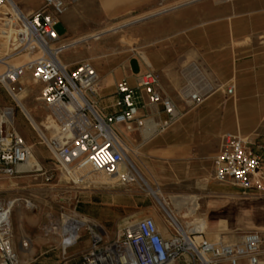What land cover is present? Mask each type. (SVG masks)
Masks as SVG:
<instances>
[{
	"label": "rangeland",
	"instance_id": "374dc122",
	"mask_svg": "<svg viewBox=\"0 0 264 264\" xmlns=\"http://www.w3.org/2000/svg\"><path fill=\"white\" fill-rule=\"evenodd\" d=\"M13 1L26 13L38 8L42 2V0ZM120 5L117 1H103L94 4L90 10L79 12L72 3L63 15V18L66 16L69 18V23H63L60 18L55 30L61 37L59 44L66 45L76 40L80 42L75 46H69L60 58L69 63L89 60L99 72L100 81L106 83L107 78L125 73L131 57L141 58V51L144 53L146 49L142 45L141 34L144 37L148 34L149 39L151 38L148 47L152 50L155 62L163 64L164 61H169L175 78H180L183 82L178 89H172V79H163V85L169 89L171 99L172 96L175 97L172 100L182 112L181 118L187 112L199 110L208 101V97L210 98L208 94L200 107H189L181 97V89L188 84L185 78L186 69L192 63H196L202 75L197 76L195 82L203 87L215 84L211 94H214L217 105L211 109L214 110V114L207 115L204 122L207 123L208 130L214 127L213 123L219 121L222 111L227 127L223 134L227 132L238 134L241 110L237 109L239 102L237 92L238 96L241 94L251 96L257 87L260 90L264 89V0H159L148 8L140 7L134 11H126L117 17H103L105 13L120 11L122 9ZM176 5L180 6L160 16L118 28L126 20ZM7 8L11 16L13 12L9 6ZM114 28L118 29L113 31ZM10 45L13 46L14 41H11ZM4 54L6 56L3 59L12 64L24 62L27 58V53L17 55L4 52ZM132 66L137 69L135 62ZM0 68L2 72L1 65ZM121 80L122 78L118 82ZM22 83L25 93L22 98L25 99V103L36 107L35 117L39 122H48V111L41 100L40 83L37 85L28 78L27 90L25 83L23 81ZM7 106L13 107L15 113V123L8 127H15L37 158V151L47 156L43 160L37 159L41 166L39 171L0 178V183L3 182V186L0 187V200L18 199L11 215L13 245L17 249L21 239L30 240L29 252L23 257L25 264H81L84 255L81 251L90 247L91 230L83 232L78 242L69 246L65 253L60 231L65 215L75 216L77 219L88 218L105 232L106 240L115 239L124 226L144 217L154 218L158 227L166 225L168 233L172 234L173 228L170 224L174 210L172 196L199 199L197 212L189 215V209L185 206L180 210L179 220L190 226L195 225L200 219H206L213 228L212 236L208 237L205 233V237L210 240H216L215 234H218L219 238L237 242L246 232L257 230L254 228L257 214L253 213L254 201L251 196L246 195L240 187L219 183L213 178L215 156L206 154L188 161L186 157L178 158L171 152L165 155L155 153L154 149L158 144L189 141L190 135L193 138L197 134L194 126L190 132L172 131V127L166 130L157 128L149 138L144 137L143 128L132 132L130 139L126 138L125 130L119 128L122 140L132 151L129 157L135 163L137 171L144 175L153 190L160 191L168 201V206L163 207L154 194H150L145 187L139 185L126 184L109 188L95 186L87 180L75 184L72 179L76 180L77 177L72 178L60 172L39 131L22 107L8 96L0 84V107ZM251 106V99H248V103H244L246 113L242 116L248 120L251 118ZM103 111L106 113L112 110ZM153 121L157 125L161 123V120ZM189 122L194 124L195 120L190 119ZM45 133L47 136L52 135V132L46 129ZM241 137L248 138L243 135ZM47 174H52L53 179L48 180ZM198 182L200 184L211 182L231 188L235 195L206 193V196H202L203 189L197 186ZM79 197L94 201L86 204L94 216H87L75 210ZM25 200L29 201V206ZM206 200L211 202V210L204 204ZM220 200L224 201L225 206L220 207ZM19 209L24 212L21 223L16 216ZM223 229L226 230L222 231ZM257 231L262 233L260 230Z\"/></svg>",
	"mask_w": 264,
	"mask_h": 264
},
{
	"label": "built area",
	"instance_id": "2783aa9c",
	"mask_svg": "<svg viewBox=\"0 0 264 264\" xmlns=\"http://www.w3.org/2000/svg\"><path fill=\"white\" fill-rule=\"evenodd\" d=\"M7 1L0 0V9ZM76 1L42 0L38 8L28 13L17 7L12 15L17 32L14 54L39 51L41 55L18 66L6 63L0 84L20 106L18 98L24 90L25 73L29 72L40 83L41 100L57 123L51 136L41 137L60 172L71 177L76 170L86 167L91 172L111 176L127 163L119 126L130 132L145 126L146 117L140 116L142 93L150 104L162 106L165 118L158 124L160 130L171 127L182 112L161 91L160 76L153 70L138 74L135 86L123 78L114 93V111L105 115L99 111L95 97L100 75L95 66L87 59L69 63L60 58L69 46L59 44L61 37L55 25ZM183 90L186 97L183 100L189 107L200 106L208 96L203 88ZM8 111V107H0V178L22 173L18 167L31 152L15 127H8ZM12 118L15 121L14 109ZM263 160L248 139L227 132L215 158L213 178L244 191L264 192V176L260 174ZM47 179H53V175L47 174ZM83 180V176L72 179L75 184ZM17 200H0V264H20L19 249L30 246L28 238L21 239L17 249L12 242L10 216ZM25 202L30 205L29 201ZM178 220L171 217L173 232L164 236L154 218L144 217L124 226L112 240H106L105 232L95 224L81 264H176L182 256L187 264H264L261 232L248 231L237 242L223 238L210 240L192 224L187 229Z\"/></svg>",
	"mask_w": 264,
	"mask_h": 264
},
{
	"label": "crops",
	"instance_id": "0c3cea01",
	"mask_svg": "<svg viewBox=\"0 0 264 264\" xmlns=\"http://www.w3.org/2000/svg\"><path fill=\"white\" fill-rule=\"evenodd\" d=\"M18 1H23V0H18ZM35 1H38V0H35ZM103 1H109V2L117 1L121 4L120 6L122 9H120V11L113 12V13L110 12L109 14L108 13L104 14L103 17L109 18V17H117L119 14L124 13L126 11H134L140 7L148 8L159 0H77L76 2H74V4H75L77 11L84 12V11L92 9L94 4L101 3ZM179 6L180 5L163 8V9H160L161 11L158 10V11L149 13L147 15H143V16L131 19V20H126L121 26L125 28L136 22H141V21L147 20L155 16H160ZM151 14H153L154 16L153 15L151 16ZM61 18H62L61 21H63V23H66V24L69 23V18L67 16L65 18H63L62 16ZM147 35H145L144 37L143 34H141L142 45L146 48L144 49L145 50L144 53H143V50L141 51V58L137 56L131 57L129 59L127 69L124 74H120V73L115 74L111 78H107L106 83L105 81L103 82L99 81L98 86L96 88L97 94L95 98L97 101L98 109L102 114L105 115V114H108L114 111V108L112 106L113 100H114V93L116 91V86L120 78L127 79V81L132 86H135L138 74L145 72L147 70H153L157 72L160 76V82H159L160 89L165 95L171 98L169 94V89L163 85V79L165 78L172 79L171 80L172 89H178L179 87H181L183 82L180 78H175L173 71L170 69V62L164 61L163 64H159V63H156L155 60L153 59L152 50L149 49L148 47L149 41H151L150 40L151 38L149 39ZM76 42L79 43L80 41L76 40L72 42L73 44L70 43L66 45L75 46L77 44ZM133 62H135L137 69L133 68L132 66ZM192 64H196V63H192ZM191 65L186 69V72H185V78H186V81L188 82L187 85H192L195 87L205 89L207 94H210V98L208 97V101L203 106H201L202 104L200 105L201 107L198 106L200 107L199 110L194 111V112H187L182 118L180 117L178 119L179 121L177 120L178 122L176 121L171 127H172V131L185 130L187 132H190L193 129L192 126H194L195 130L197 131V134H195L193 137L195 138V140L189 134L190 136L189 135L188 136L190 139L187 142L173 141L171 144H167V145L158 144L155 146L154 150H155V153H157L158 155L159 154L165 155L171 152L173 155L177 156L178 158L186 157L188 161L196 160L198 159L199 156L206 155V154L210 155L211 157L215 156L213 157L215 160L220 150L222 134L225 130H227V127L224 122L225 117H224V114L222 115V111H221L220 116H219V121L218 122L216 121L215 123H213L214 127L211 130L210 129L208 130L207 123H204V122L206 120L207 115L214 114V110H211V109L217 105V103H215L214 101L215 99L213 97L214 94H211L213 93V90L215 89V84L214 83L208 84V85H212L211 90H208L207 86L203 87L200 84L198 85V83L195 82V79L197 76L202 75V72L200 74L191 72L190 70ZM161 78H162V81H161ZM141 95H142L143 105H142V108L140 109V116H144L146 117V119L150 118L147 120H156V119L163 120L165 118V114L162 112V106L159 104H150L148 102L147 96L144 93H142ZM105 96H108V97L104 98ZM237 97L239 99V102L237 103L238 105L237 109L241 110L240 111L241 117H240V120L237 126V133L239 136L243 135V136L248 137V139H250V142L253 145L252 148L255 151V153L262 155L264 159V89L260 90L257 87V90H253L251 96H243L242 94L238 96V92H237ZM173 98L175 97L172 96V99ZM221 98L222 96L219 97V99ZM248 99H251V104H252L250 120H248V118L242 117L246 113V111H244V108H245L244 103L245 102L248 103ZM222 108L223 107L220 101V109ZM103 110H112V111L111 112L106 111V113H104ZM190 119H194L195 123L191 124L189 122ZM119 128L123 129V131L125 130L123 126H119ZM137 131H140V130H137ZM125 133L127 136L126 138L130 139L132 136V132L125 130ZM36 153L38 154V158L36 154L34 153L35 157L39 160L40 159L43 160L44 157H47L46 155L42 154L40 151H37ZM23 173H29V172H23ZM260 174L264 176V160H263V165L260 169ZM195 179H199V178L195 177ZM2 186H3V182L0 187ZM197 186L202 187L203 189L201 190L202 196H206L205 195L206 193L209 195L212 193L227 194V195H232V196L235 195L234 191H232L231 188L221 187L211 182H204L201 184L198 182ZM229 190H231V192H229ZM244 192L246 195L251 196L252 200L254 201L253 213L257 214V219H256V223L254 224V228L262 231V234L264 235V192H260L256 189H251V190H247ZM221 201L222 200L219 201L220 207L225 206L224 201L223 202ZM216 202L217 201H215V203ZM88 203H94V201L92 199L90 200L89 198H81V197L77 198V201L75 204V210L87 216H91V217L94 216V214L88 210V207L86 205ZM204 204L208 206V210H211L210 208L211 202L206 200ZM159 230L162 232L164 236L170 235L167 231L166 225H160ZM225 230L226 229H223L222 231H225ZM212 231H213L212 225L209 224L208 222V228L206 230L208 237L212 236ZM216 235L218 234H215V236ZM86 251L87 249L85 248V250H82L81 253L83 254ZM185 261H187V259L182 256L178 259L177 262L183 263Z\"/></svg>",
	"mask_w": 264,
	"mask_h": 264
},
{
	"label": "bare ground",
	"instance_id": "6f19581e",
	"mask_svg": "<svg viewBox=\"0 0 264 264\" xmlns=\"http://www.w3.org/2000/svg\"><path fill=\"white\" fill-rule=\"evenodd\" d=\"M7 6H9L11 11L13 12L12 15L15 13V11H17V7H18L13 0H8L7 3L2 7V9H0V65L3 67L2 72H0V79L3 77V73H4L6 63H9L3 59L4 56H6L4 54V52H7V54H14L15 46L14 45L11 46L10 43H11V41H15V38L17 35V32L14 29V22H15L14 17H12V15L9 16L10 12H9ZM152 15L153 14H151V16ZM121 27H123V26H120L118 28H121ZM118 28H114L113 31H116ZM34 55H35V57H33ZM40 55H41V52H39V51L36 52L35 54H28L27 53V58L24 62H20L18 64H12V63H9V64H11L13 66L22 65V64H24L30 60L37 58ZM0 69H2V68H0ZM190 70L193 73H201L198 65H196V64H193L191 66ZM28 78L31 79L37 85L39 84L36 80H34L31 77V74L29 72H27V73H25V75L22 78V81L25 83L26 90H27L26 81L28 80ZM185 87L189 91L199 89V87H195L192 85H187ZM183 89L181 90L180 94H181L182 99H185L186 97H185V93H184ZM207 89L211 90L212 85H208ZM24 94L25 93H22L18 98L20 107H22L23 111L30 118L31 122L33 123L35 128L39 131L41 136L42 137H48L47 134L45 133V129L47 131H50L53 133L54 129L57 127L56 121L51 117L50 112L47 110L48 111V122H45V121L39 122L35 117V111L36 110H34V109L36 107L28 106L25 103V99L22 98ZM8 110H9L8 111L9 113L7 114L6 123L8 125H10V124L13 125L15 123V121L12 118L13 107H8ZM146 121H147V119L145 120V126L143 127V128H145L144 129V137L149 138L155 133V131L158 128V125L153 120L147 121V124H146ZM121 141H122V144L127 151L128 156H127V163L125 165H123L118 170L117 173H115L114 175H111V176H106V175L100 174V173L97 175V174H93L89 170V168L85 167V168L76 170V172H74V174L71 177L76 178L77 176H83L84 180L89 181L90 184H94L95 186H107L109 188H113L116 186H124L126 184L139 185L141 187H145L150 194H154L158 200V203H160L163 207H167L168 201L165 199V197L163 196V194L160 191L153 190V188L150 186L149 182L144 177V175L141 174V172L137 171L135 163L129 157L130 154L132 153L130 147L122 139H121ZM40 167L41 166H40L37 158L35 157L34 152L31 151L27 161L24 164H21L18 167V170L21 169V170H19V172H22V173L23 172H34V171H39ZM1 184H2V182L0 183V186H1ZM171 202L174 205V210L172 211V217H175L177 220L179 219L180 210L182 208H184L185 206H186V208L189 209V215H194L197 212V210L199 209V203H198L197 197L192 198V197L172 196ZM15 204H16V202H15ZM188 205H189V207H187ZM14 207H15V205L13 206V209H14ZM186 215H188V214H186ZM16 216H17L18 222L21 223L23 220L24 212L21 209H19L16 212ZM178 221H179V224L182 225L184 228L189 227L188 223H183L180 220H178ZM10 223H11V216H10ZM93 225H95V223L86 217H83L82 219H77V218H75V216L65 215L63 217V223H61V226H60L61 227L60 228L61 235L63 237V239H61L62 240L61 244H62V247L64 249V252L66 253V250L70 245L78 242V240L82 236L83 232H86L87 230H92ZM193 228H195L198 231L206 233V230L208 228V222L206 219H200L199 221L196 222L195 225L193 224ZM219 237H220L219 235L215 236L216 239H219ZM29 249H30V246L27 249H19V263L20 264H25L23 257H25L27 255V253L29 252ZM32 250H30V251H32ZM33 252L34 251H32V253ZM174 263L175 262H173L172 264H174Z\"/></svg>",
	"mask_w": 264,
	"mask_h": 264
}]
</instances>
